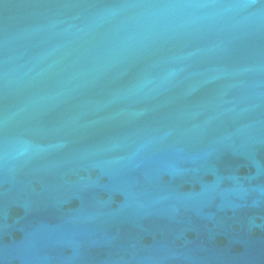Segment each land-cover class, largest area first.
<instances>
[{"label":"water","instance_id":"95a60500","mask_svg":"<svg viewBox=\"0 0 264 264\" xmlns=\"http://www.w3.org/2000/svg\"><path fill=\"white\" fill-rule=\"evenodd\" d=\"M0 264H264V0H0Z\"/></svg>","mask_w":264,"mask_h":264}]
</instances>
